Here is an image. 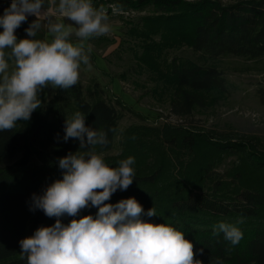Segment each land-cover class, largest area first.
I'll return each instance as SVG.
<instances>
[{
  "label": "trees",
  "instance_id": "1",
  "mask_svg": "<svg viewBox=\"0 0 264 264\" xmlns=\"http://www.w3.org/2000/svg\"><path fill=\"white\" fill-rule=\"evenodd\" d=\"M92 3L107 15L112 12L109 4L121 13H143L123 19L126 39L115 51L128 42L136 66L154 83L151 93L180 118L228 96L231 84L218 60L264 61V0ZM15 35L17 40L28 38ZM113 42L105 39L104 46ZM181 47L192 50L196 58L167 56L169 50ZM258 95L264 103V88L258 89ZM39 98L42 106L30 120L0 131V163L9 161L0 166V264H26V259H20V241L56 222L57 217L34 208L33 196H42L48 186L62 180L59 159L80 150L78 139H63L65 120L76 111L85 114L87 127L107 133L108 145L97 151L103 152L110 167L129 156L135 158L133 183L126 190L117 189L105 203L135 198L144 209L142 220L182 231L203 264L216 258L223 264H264V139L169 122L133 123L120 130L119 121L126 114L145 117L119 96L107 93L95 79L86 86L78 81L68 90L57 88L50 97L42 90ZM117 139L118 152L106 154ZM227 160L229 165L219 171ZM153 207L157 214L147 216ZM97 213L98 207L89 202L76 216L65 214L59 219L68 225L84 216L95 218ZM220 222L242 231L238 245H231L223 233L214 235Z\"/></svg>",
  "mask_w": 264,
  "mask_h": 264
},
{
  "label": "clouds",
  "instance_id": "2",
  "mask_svg": "<svg viewBox=\"0 0 264 264\" xmlns=\"http://www.w3.org/2000/svg\"><path fill=\"white\" fill-rule=\"evenodd\" d=\"M48 2L45 8L46 0H12L0 16V131L30 120L42 106L43 89L75 86L81 65L91 68L88 41L112 31L104 8L94 7L92 0ZM29 15L36 17L26 29L31 39L17 40L15 30ZM65 18L72 23L66 24ZM42 30L45 37L36 38ZM69 138L79 140L80 150L59 159L63 179L48 186L42 196H33L34 208L57 217L56 222L20 241L21 260L26 259V264H203L182 231L142 220L144 209L135 198L105 203L117 189L126 190L133 183L134 157L110 167L103 152L97 151L108 145L107 133L87 127L80 111L65 120L63 139ZM89 202L98 207L95 218L88 215L68 225L61 223L59 217L76 216ZM156 214L154 207L147 211L149 217ZM219 233L233 246L243 238L238 227L226 222L215 225L214 235ZM210 264L223 261L216 258Z\"/></svg>",
  "mask_w": 264,
  "mask_h": 264
},
{
  "label": "rangeland",
  "instance_id": "3",
  "mask_svg": "<svg viewBox=\"0 0 264 264\" xmlns=\"http://www.w3.org/2000/svg\"><path fill=\"white\" fill-rule=\"evenodd\" d=\"M221 1L230 3L233 0ZM56 2L58 4V0ZM47 7H49L48 0L45 3V8ZM109 7L112 12L107 16L112 25V31L107 35L95 37L93 41H88L92 46L90 53L91 68L81 65L79 81L83 86H86L91 79H95L107 93L114 95H116L114 93L115 81L119 83V95L116 96H119L145 117L141 120L132 114H126L119 121L120 130L133 123L143 122L161 125L164 122H169L202 126L221 132L252 134L264 139V103L260 101L258 95V89L264 88V70H262L264 61L252 62L240 57H226L218 60L219 68L231 84L228 96L213 107L180 118L171 113L166 101L159 100L156 95L151 93L154 83L148 73L136 66L131 52L127 49L128 42L126 41L119 50L115 51L120 41L126 39L124 33L126 25L123 19H136L143 13H121L114 5L109 4ZM66 20L65 18L64 22L68 21ZM68 22L72 23L71 21ZM72 38L75 41L76 38L74 36ZM105 39H113L114 42L105 47ZM167 56L196 58L197 54L186 47H181L169 50ZM98 57L106 62L107 71L98 66L96 62ZM43 90H45L47 97L52 96L55 91L51 86ZM118 149L119 139L116 140L114 148L106 154H114L118 152ZM7 163L9 161H4L0 163V166ZM229 163L227 160L219 171L222 172Z\"/></svg>",
  "mask_w": 264,
  "mask_h": 264
},
{
  "label": "crops",
  "instance_id": "4",
  "mask_svg": "<svg viewBox=\"0 0 264 264\" xmlns=\"http://www.w3.org/2000/svg\"><path fill=\"white\" fill-rule=\"evenodd\" d=\"M10 1L12 2V0H0V16H3V14H4V10H5L6 8L10 7V4H11ZM35 19H36L35 16H32V15L27 16L26 21L23 22V23L21 24V26L15 30V33H14V34H21V35H24V36L28 37V36H27L26 29L31 25V23H32ZM53 19H54V18H53ZM66 21H67V20H66ZM65 23L67 24V23H69V22L67 21V22H65ZM0 30H3V28L0 27ZM44 37H45V31L42 30L40 33H38V35H37L36 38H38V39H43ZM28 38L31 39V37H28ZM49 39H50V37H49ZM96 62H97L98 66H99L101 69H103L104 71H107V65H106V62L104 61V59L98 57V58L96 59ZM114 88H115V92H114V93H115L116 95H119V94H118V93H119V83H118L117 81H115V87H114Z\"/></svg>",
  "mask_w": 264,
  "mask_h": 264
}]
</instances>
